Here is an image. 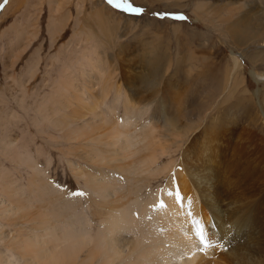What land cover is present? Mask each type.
I'll list each match as a JSON object with an SVG mask.
<instances>
[{
    "label": "bare ground",
    "instance_id": "obj_1",
    "mask_svg": "<svg viewBox=\"0 0 264 264\" xmlns=\"http://www.w3.org/2000/svg\"><path fill=\"white\" fill-rule=\"evenodd\" d=\"M247 6L243 2L227 11L233 16ZM250 20L261 25L264 14ZM253 42L264 46V32ZM233 57L230 95L243 69L235 52ZM82 58L71 61L58 91L38 105L43 118L35 116L34 124L51 140L70 143L60 150L74 156L68 164L84 191L73 196L58 187L40 168L42 152L4 131L0 154L30 172L22 186L14 169L0 164V243L9 252L5 257L0 250V264H264L259 136L233 115L231 126L216 118L208 126L207 116L185 126V120H174L178 103L166 96L146 120L141 110L153 97L138 79L121 85L106 65ZM251 74L264 83V69ZM262 90L255 92L260 106ZM173 107L177 111L171 114ZM164 178L167 182L153 188ZM4 222L14 227L12 233H6Z\"/></svg>",
    "mask_w": 264,
    "mask_h": 264
},
{
    "label": "rangeland",
    "instance_id": "obj_2",
    "mask_svg": "<svg viewBox=\"0 0 264 264\" xmlns=\"http://www.w3.org/2000/svg\"><path fill=\"white\" fill-rule=\"evenodd\" d=\"M133 2L143 9L141 14L115 9L107 0H7L1 7L0 138L9 129L14 139L30 144L32 151L38 148L42 152L40 168L73 196L84 190L68 164V158L74 156L61 151L70 143L60 137L51 140L34 124V117L43 118L37 115L38 105L43 106L52 90L58 91L60 79L69 76L73 68L71 61L77 58L83 62V55L106 65L112 80L121 85L138 79L145 93L153 97L151 108L141 110L146 120L151 119V111L159 110L158 102L166 96L178 103L179 115L174 107L170 113H175L174 120L179 123L185 120V126L198 125L206 116L208 126L215 118L226 126L239 118L241 125L249 126L264 144V83H258L251 74L253 69H264V46L253 42L264 32V20L259 21L261 25L250 20L264 14V0ZM243 2L248 3L245 11L236 9L242 12L235 14V10L233 16L228 13V7L237 8ZM180 14L187 19L172 18ZM234 52L243 69L239 87L230 95ZM259 87L263 89L262 106L255 95ZM111 93L108 105L115 96L114 90ZM162 121L165 126L166 118ZM53 129L50 127L51 134L60 136ZM176 157H180L179 152ZM0 164L14 169V179L21 180L20 185H28L27 166L16 168L2 154ZM165 182L166 178L160 179L153 188ZM4 225L9 228L6 233H12L14 227ZM0 250L9 256L6 245L0 243Z\"/></svg>",
    "mask_w": 264,
    "mask_h": 264
},
{
    "label": "snow or ice",
    "instance_id": "obj_3",
    "mask_svg": "<svg viewBox=\"0 0 264 264\" xmlns=\"http://www.w3.org/2000/svg\"><path fill=\"white\" fill-rule=\"evenodd\" d=\"M107 3L112 6L115 9H119L124 12H129L132 14H141L143 12V9L141 7H138L134 4L133 0H107ZM173 19L175 20H186L187 18L180 14V15H173ZM82 193H77V195H80ZM201 241L211 246V242L207 241L205 237L201 234Z\"/></svg>",
    "mask_w": 264,
    "mask_h": 264
}]
</instances>
